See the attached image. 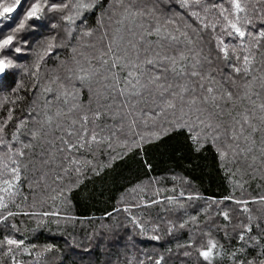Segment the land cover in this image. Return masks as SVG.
I'll use <instances>...</instances> for the list:
<instances>
[{"label":"snow or ice","instance_id":"snow-or-ice-1","mask_svg":"<svg viewBox=\"0 0 264 264\" xmlns=\"http://www.w3.org/2000/svg\"><path fill=\"white\" fill-rule=\"evenodd\" d=\"M97 9L93 28L86 13ZM20 54L32 62L20 63L27 58ZM19 105L26 110L17 116ZM173 132L185 133L195 152L214 150L232 192L204 198L157 186L152 198L105 212L86 239L112 232L104 221L123 211L152 240L161 239V222L169 235L187 229V241L177 244L183 264H264V0H0V224L10 223L0 264H26L20 257L33 254L27 264H53L47 256L55 246L37 250L15 238L21 229L13 218L59 225L56 201L68 203L88 172L99 176L116 159L100 164L99 153L143 151ZM255 181L253 194L245 186ZM37 190L55 193L48 210H35ZM167 191L174 194L161 195ZM200 199L206 206L194 207ZM165 202L161 211L183 210V217L157 222L131 214ZM72 246L91 251L75 237ZM104 264H120L119 257ZM123 264L167 261L145 253Z\"/></svg>","mask_w":264,"mask_h":264},{"label":"trees","instance_id":"trees-1","mask_svg":"<svg viewBox=\"0 0 264 264\" xmlns=\"http://www.w3.org/2000/svg\"><path fill=\"white\" fill-rule=\"evenodd\" d=\"M99 14V9L86 13L89 26L96 27ZM47 34L49 33L46 31L45 35ZM20 55L27 56L26 59L20 60V63L30 64L33 60L30 54ZM50 66L51 62H49ZM15 79L20 80L21 74L17 73ZM21 108L26 110V105L17 106V116L21 115ZM4 114L6 115V110ZM124 134H127V129ZM123 152L124 149L120 146H116L115 151L111 152L104 149L97 155L96 162L104 164L109 161L110 156H115L116 159L111 163V166L102 168L99 176L88 172L83 183L68 195V203L61 204L59 199L56 201V207L62 214L59 225L53 222V218L38 225L36 218L18 216L13 220L21 231L11 234L17 239H25L27 245H36L37 250L46 244L54 245V251L47 256L53 261V264H90V261H99L100 264H104L106 259L110 258L116 261L117 257H119L120 264H123L125 259H144L145 253L153 256L163 254L167 264H183L185 258L182 256V252L177 249V244L187 241L188 231L185 229L174 235H169L164 230L163 222H161V230L158 233L161 239L156 241L151 239L150 230L143 235L139 234V231L133 228L128 213L113 212V219L104 221L112 224V232L102 233L91 241H88L86 236L91 233L93 226L98 227L101 222L99 218H103L105 212H112L114 208L123 209L125 204L140 203L142 197L152 198V189L157 186L169 190L175 186V195H179L181 189L186 194L198 193L204 198L219 199L229 195L232 189L224 178V173L218 167L214 150L208 146L201 152H195L186 139L185 133L173 132L163 136L160 140L145 143L143 151L134 149L121 156ZM148 165H151L150 169ZM173 177H177V179L174 180ZM180 178H184L190 183L181 184ZM150 179L159 181L158 185L150 184ZM258 183L259 181H255L251 183V187L248 185L245 187L249 192L256 194ZM137 185L145 186L146 192L141 193L138 190L132 192L131 189ZM23 194L28 195V203L31 204L33 196L28 193L26 186ZM172 194L174 193L171 191L161 193L162 196ZM52 195L55 193L37 190L38 203L35 210H48L52 204L49 197ZM236 195H240L239 190ZM122 197L123 202H121ZM41 200L45 201L42 206L39 202ZM20 203L23 207V202L20 201ZM195 205L204 207L206 200L195 201L194 207ZM164 207H169L166 202L154 205L151 209L133 208L131 214L157 222H160V217L173 220L183 217V210L171 214L161 211ZM187 211L190 214H195L193 208H187ZM65 213L75 217V220L65 222L63 219ZM89 221L93 223L90 225ZM73 225L75 226L73 227ZM5 234H10V223L7 227L0 224V239ZM73 237L76 238L77 244L90 247L91 251L85 252L82 248L72 246ZM169 248L172 249L171 252L168 251ZM20 258L27 264V261L34 258V254L33 257L24 255Z\"/></svg>","mask_w":264,"mask_h":264}]
</instances>
